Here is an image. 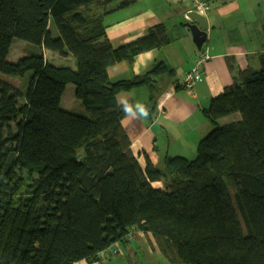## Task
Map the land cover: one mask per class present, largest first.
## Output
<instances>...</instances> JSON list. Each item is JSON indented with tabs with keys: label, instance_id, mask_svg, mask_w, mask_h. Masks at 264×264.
<instances>
[{
	"label": "trees",
	"instance_id": "trees-1",
	"mask_svg": "<svg viewBox=\"0 0 264 264\" xmlns=\"http://www.w3.org/2000/svg\"><path fill=\"white\" fill-rule=\"evenodd\" d=\"M111 1L0 0V72H33L21 104L0 80V264L93 263L135 230L152 233L171 264H264V52L258 69L230 61L234 81L203 109L213 128L195 159L166 155L164 167L143 168L116 97L148 83L151 114L155 79L172 70L159 62L117 81L108 70L171 38L161 23L114 46L104 21ZM16 37L34 50L11 62ZM45 49L73 56L76 68L48 61ZM70 83L85 112L62 107ZM17 169L31 180L23 193Z\"/></svg>",
	"mask_w": 264,
	"mask_h": 264
},
{
	"label": "crops",
	"instance_id": "crops-1",
	"mask_svg": "<svg viewBox=\"0 0 264 264\" xmlns=\"http://www.w3.org/2000/svg\"><path fill=\"white\" fill-rule=\"evenodd\" d=\"M121 1L124 0H112L110 5L114 9L104 18L108 38L114 46L134 41L146 35L150 27L161 23L166 25L171 38L168 44L141 52L132 62L118 61L108 70L113 81L143 75L159 62L172 70V73H164L155 79L157 103L149 117L123 119L131 148L141 166L146 168L150 161L157 167H164L166 155L186 154L184 156L188 158L196 154L200 140L212 130L213 124L203 109L209 106L213 97L233 83L235 72L230 69V61L239 70L260 68V54L264 52V0H209L212 8L205 16L207 38L201 49H198L187 26L189 22L196 23L187 17L193 11V0H132L126 7H117ZM200 50L210 58L204 68V79L195 85L193 92H189L181 83L195 65ZM51 53L54 58L56 53ZM62 60L64 63V58ZM72 67L76 68L75 62ZM66 92L62 99L63 108ZM151 94V85L142 83L121 91L117 96L126 95L131 102L139 100L146 104ZM154 184L164 186L162 181ZM134 232L136 235L124 246L125 254L126 250L129 253L147 250L150 257L153 256L150 252L156 240L152 233ZM157 251L162 255L158 247ZM144 263L145 260L139 264ZM74 264L102 263L80 260Z\"/></svg>",
	"mask_w": 264,
	"mask_h": 264
},
{
	"label": "rangeland",
	"instance_id": "rangeland-1",
	"mask_svg": "<svg viewBox=\"0 0 264 264\" xmlns=\"http://www.w3.org/2000/svg\"><path fill=\"white\" fill-rule=\"evenodd\" d=\"M186 21H184L185 23ZM51 30L54 29V33L57 34V30L55 28V26L51 25L50 26ZM33 47L25 40L20 39L18 37L14 38L13 43H12V47L10 50V53L8 55V60L11 62H16L18 61L24 54H28L32 52ZM52 51L46 50L45 51V57L48 61H52V59H56L55 64H61L63 62V58L60 57V54H54L55 57L52 58ZM65 62L64 65H74L75 59L73 56H69L67 59L64 58ZM33 75V72L31 70L27 71L23 76H13V75H8L5 73L0 72V80L8 83L10 85L13 86L14 89H17L20 91V93L22 94L21 97L19 98V103H23L25 101V95L27 94V91L29 89V84H30V80H31V76ZM70 87L68 88L66 95H65V103H64V107L67 108L69 111L72 112H78L81 108V110L84 108L81 106L80 101L76 98L75 96V85L73 83H70L69 85ZM68 97V99H67ZM85 112V110H84ZM87 114V113H86ZM230 118H234V117H230ZM201 141V140H200ZM200 143V142H199ZM187 156L186 154H183V156ZM198 155V152H196V154H193L192 156H188L189 159H195ZM17 172L20 173V176H23V180L25 182L23 188L21 189L20 193L25 192L30 185L31 180L28 179V174L26 171L21 172L19 169H17ZM233 191V190H232ZM157 244H155L153 246V251L150 252L153 254V256L150 257V254H148L146 251H140V252H136V253H129L126 250V254H125V248H121L119 249L120 251L118 253H113L111 254L109 257L106 258V256L103 257L101 261L102 264H104L105 262H107L108 260H110L111 258H113L112 262H109L107 264H126L125 262H128L129 264H139L141 263V261L145 260L144 264H171L163 255H159L157 252ZM145 250V249H144ZM115 258H118V260L114 261ZM145 258V259H144ZM154 258L156 259L155 263L153 262ZM147 259V260H146ZM127 260V261H126Z\"/></svg>",
	"mask_w": 264,
	"mask_h": 264
},
{
	"label": "built area",
	"instance_id": "built-area-1",
	"mask_svg": "<svg viewBox=\"0 0 264 264\" xmlns=\"http://www.w3.org/2000/svg\"><path fill=\"white\" fill-rule=\"evenodd\" d=\"M192 10L206 16L210 11V4L205 0H193ZM187 17L190 18L189 15ZM209 58V55L203 50L198 51L195 65L182 81L184 88L189 92H193L195 85L204 79V68Z\"/></svg>",
	"mask_w": 264,
	"mask_h": 264
},
{
	"label": "clouds",
	"instance_id": "clouds-1",
	"mask_svg": "<svg viewBox=\"0 0 264 264\" xmlns=\"http://www.w3.org/2000/svg\"><path fill=\"white\" fill-rule=\"evenodd\" d=\"M116 102L125 117L147 119L150 115V109L147 104L139 100L130 102L129 97L126 95H118Z\"/></svg>",
	"mask_w": 264,
	"mask_h": 264
},
{
	"label": "water",
	"instance_id": "water-1",
	"mask_svg": "<svg viewBox=\"0 0 264 264\" xmlns=\"http://www.w3.org/2000/svg\"><path fill=\"white\" fill-rule=\"evenodd\" d=\"M189 16L193 20H196V23L189 22L187 23V26L192 32L193 40L197 45L198 49H201L207 38V33L204 30V28H206L207 26L206 18L204 15L199 14L194 10L189 13Z\"/></svg>",
	"mask_w": 264,
	"mask_h": 264
},
{
	"label": "bare ground",
	"instance_id": "bare-ground-1",
	"mask_svg": "<svg viewBox=\"0 0 264 264\" xmlns=\"http://www.w3.org/2000/svg\"><path fill=\"white\" fill-rule=\"evenodd\" d=\"M56 28V27H55ZM57 30V29H56ZM52 34L54 37H58V31H57V34L54 33V29H52ZM154 184V183H153ZM155 185V184H154ZM115 248V245L114 246H109L108 248H106L103 253L104 254H110ZM82 260H85V259H82ZM80 261V260H79ZM78 262V261H77Z\"/></svg>",
	"mask_w": 264,
	"mask_h": 264
}]
</instances>
